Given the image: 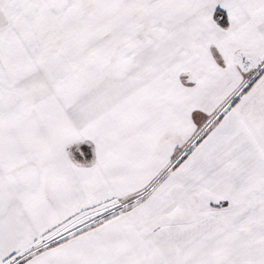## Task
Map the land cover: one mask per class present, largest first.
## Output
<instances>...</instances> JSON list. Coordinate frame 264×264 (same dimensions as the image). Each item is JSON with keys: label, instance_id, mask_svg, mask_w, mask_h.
Returning <instances> with one entry per match:
<instances>
[{"label": "snow or ice", "instance_id": "snow-or-ice-1", "mask_svg": "<svg viewBox=\"0 0 264 264\" xmlns=\"http://www.w3.org/2000/svg\"><path fill=\"white\" fill-rule=\"evenodd\" d=\"M0 264H264V0H0Z\"/></svg>", "mask_w": 264, "mask_h": 264}]
</instances>
